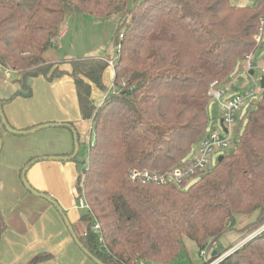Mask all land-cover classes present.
<instances>
[{"label":"trees","instance_id":"obj_1","mask_svg":"<svg viewBox=\"0 0 264 264\" xmlns=\"http://www.w3.org/2000/svg\"><path fill=\"white\" fill-rule=\"evenodd\" d=\"M128 5L129 0H0V66L20 77L15 79L20 89L0 101L3 108L16 97H32L31 82L40 78L71 79L81 117L92 122L95 136L76 186L77 200L85 197L91 208L81 218L83 233L74 229L78 239L103 264H166L185 252V237L203 252L216 248L241 216L259 213L248 227L264 225V91L247 113L234 153L191 186H146L128 179L133 169L172 171L205 138L210 86L228 84L239 61L257 50L254 36L264 5L238 7L231 0ZM74 14L121 16L113 39L119 51L112 92L105 83L108 58L66 61L69 69L46 61ZM94 88L108 94L99 106ZM7 229L0 206V244ZM235 247L213 252L204 264ZM218 264H264V231Z\"/></svg>","mask_w":264,"mask_h":264},{"label":"crops","instance_id":"obj_2","mask_svg":"<svg viewBox=\"0 0 264 264\" xmlns=\"http://www.w3.org/2000/svg\"><path fill=\"white\" fill-rule=\"evenodd\" d=\"M65 36H67V32H61L60 37ZM68 60L71 59L66 61ZM66 61L62 59L58 60L57 63H63L62 67L69 69ZM109 69L105 75V83L111 86L115 72L113 69H110L111 71ZM0 70L3 71L1 66ZM40 79L44 80L43 78ZM40 79L31 82L33 87L32 97L19 96L4 104V113L9 125L18 131H28L49 123L74 124L80 135V140L82 136L86 137L90 130L92 132V122L81 117L76 89L72 80L64 78L60 81L49 83L50 87L48 89L35 90V84L41 81ZM109 80L112 83H109ZM96 90L98 89H93V98L96 105L99 106L108 94L104 96L99 90L98 92ZM10 93H12V90L9 88L0 89V100L11 99L15 93L9 96ZM52 99L55 102V106L51 103ZM56 102L59 105L56 106ZM213 123L216 126V119ZM0 127L2 129L1 133L4 134L7 142L8 153L10 148H12L11 144L17 147L19 144L25 143L22 147L23 151L17 153L14 157L9 154L11 163H14L15 167L21 171V174L30 161L52 155L55 157H66L75 149L72 146L70 135V133H73L67 127H55L61 128L63 131H57L56 133L61 136L54 138L58 139L55 144L53 143L55 140L50 138L48 145L43 144V136L46 135H40V131L27 135H15L6 130L1 120ZM53 134L55 133H51V135ZM32 135L36 137H29ZM18 137L22 139H17ZM26 177L33 189L39 193L48 194L57 201L59 207L63 210V214L67 216L76 232L77 227L81 228V233L77 232V234L81 235L83 233L82 216L80 215L81 210L78 209L76 204V186L79 179L77 163L72 160H42L35 163L28 170ZM14 189H16V192L10 194L11 199L7 198V196L5 198H2L3 195L0 196V206L8 223L7 225H9V229L5 232L0 244V264H33L34 260L42 253H47L54 262L58 261L59 257L66 255L71 264H83L80 253L71 246L73 244L72 239L65 230L56 206L46 199L34 195L32 192L33 197L26 196L27 199H22L24 191L16 183ZM0 193L3 194V192ZM20 201L21 203L19 204ZM9 203L10 205L8 206ZM23 204H28V206L23 208L20 206ZM10 207H15V211L11 210ZM47 264H52V262Z\"/></svg>","mask_w":264,"mask_h":264},{"label":"rangeland","instance_id":"obj_3","mask_svg":"<svg viewBox=\"0 0 264 264\" xmlns=\"http://www.w3.org/2000/svg\"><path fill=\"white\" fill-rule=\"evenodd\" d=\"M141 1L143 0H129L128 9L132 8L136 3H140ZM231 3L232 5L238 7L253 6L255 4V0H231ZM120 17L121 16H113L108 19H99L85 14H74L70 16L67 19L66 24L62 28V32L66 31L67 36L60 37L58 40H56V42L53 43L52 48L45 57L46 61L55 63L58 60H62V59L63 61H66L67 59L76 60V59L96 56L101 58H108L111 61L116 62L118 58L119 46L115 45L113 39L117 34ZM254 64L258 69L257 71H255V75H254L255 77L253 78L247 72L246 62L239 61L238 67L235 73L233 74V76L231 77V81L228 84L221 86V90L226 94L224 100H228L235 95H245L249 90L255 88V82L259 83L261 81V79L264 77V72L262 71L264 66V49L258 51L257 54L254 55ZM0 75H1L0 89L2 90L8 88L11 89L12 93H10L9 96H12L17 89L18 90L20 89V83L18 82V80L17 82H15L16 78L20 79L19 76H17L12 72L4 71V70L3 71L0 70ZM40 80L41 81L36 82L34 87L35 90L37 89L44 90L50 87L49 83H47L42 79ZM109 83H112L111 80H109ZM111 86H109V88H111ZM22 91L26 95L29 94V92L26 90L22 89ZM96 91L98 92V90ZM260 98H261V92H258V94H256L255 97L253 98L254 103L251 102L249 105L246 104L236 114V121L231 127L232 129L231 134H233L232 145L227 149L219 150L212 154L211 164L209 166L210 171L216 166V164L219 162V159L221 157L234 153V151L236 150V143L239 142L240 136L246 124L247 113L251 109L256 108V105L260 101ZM51 103L53 106H55V102L53 99L51 100ZM57 105H59L58 102H56V106ZM210 106H211L210 107L211 124L209 125L208 132L216 130L220 132V134L225 135L224 128L221 125L223 113L221 111L219 102L213 99V101H211ZM2 109L4 112V108ZM0 119H1V115H0ZM215 119L217 122L216 126L213 123ZM1 130L2 129H0V136L2 138L3 146L0 153V192H3V194L0 193V196L3 195L2 198H5L7 196V198L11 199L10 194L12 192H16V189H14L16 183V185L17 186L19 185L22 191H24L22 199H27L26 196L33 197L32 193L27 189V187L23 183L21 171H19L17 167H15L14 163H11V158H10L11 157L10 155H13L14 157V155L23 151L22 147L24 146L25 143H21L17 147H15L14 144H11L12 148H10L8 153L7 142L4 138V134L1 133ZM57 131H63V130L61 128H47L45 130H41L39 132L41 133L40 135H46L43 136L44 138L43 144L48 145L50 138L54 139L58 136H61L56 133ZM51 133H55V134L51 135ZM70 135H71L72 146L73 148H75V136L74 134L71 133ZM29 137H36V136L32 135ZM17 139H22V138L18 137ZM54 140L55 141H53V143L55 144V142L58 139H54ZM78 143H79L78 145L79 154L77 158L78 161L77 174L81 175L83 179L84 176L83 170L86 167H88L87 151L89 150L90 145H92V143L93 144L95 143V136L90 130V132L86 134V137L85 136L81 137V140ZM32 145H34V143H32ZM36 145L38 144L36 143ZM197 148L198 146H195L193 148L192 152L189 155L190 158H193V156L196 154ZM50 157H55V156L52 155ZM41 158H46V157L44 156ZM195 182L196 180H192L189 183V186H191ZM20 203L21 201L19 202V204ZM76 204L77 206H79V200H76ZM9 205L10 203L8 204V206ZM20 206L26 208L28 204H23ZM10 209L15 211V207L14 208L10 207ZM59 209L56 207V210L59 212V215L61 216L60 219L63 221L65 230L69 234V237H71L72 239L71 241L73 242V244L71 246L77 249V251L80 253L83 259V264H97L90 257H88L86 253L76 243L75 239L72 236V233L70 232L65 222L64 219L65 214L63 215L59 211ZM80 212H81L80 215L82 217H84L88 213V211L86 210H81ZM258 215L259 213H253L248 216L239 217L237 219L238 221L236 222V224L231 227V230L217 242L216 248L211 250H209V248L205 249V255L202 254V249L194 241L185 237L184 238L185 252L179 258L170 261L169 263L166 264H204L205 262H207V260H210L212 258L213 252L223 253L231 246L232 247L236 246L233 250L240 248L241 246L244 245V243H246L248 240L251 239L252 237L251 235H253L258 229L261 228L259 227L257 229L256 227H248L250 224L256 221ZM8 229H9V225H8ZM82 230L84 231V226ZM77 232L79 234L81 233L80 227L79 228L77 227ZM245 238L246 240L243 241V239ZM228 255L229 254H225L224 256H222L212 264H218L223 258H225ZM38 257H41V260L37 264H47L49 262L50 263L52 262V264H71L66 255H64L63 257H59L58 261L56 262L52 261L53 259L50 258L47 253L46 254L42 253Z\"/></svg>","mask_w":264,"mask_h":264},{"label":"built area","instance_id":"obj_4","mask_svg":"<svg viewBox=\"0 0 264 264\" xmlns=\"http://www.w3.org/2000/svg\"><path fill=\"white\" fill-rule=\"evenodd\" d=\"M260 5H264V0H255V4L253 6L258 7ZM254 40L257 45V50L247 55L244 59V61L246 62L247 72L253 78L255 77V71H257L258 69L254 64V55H256L258 51L264 49V15H262V17L260 18L259 26L254 36ZM107 62L109 64V68H112L114 70L115 61H111L109 59ZM262 71L264 72V66ZM251 72H253V75H251ZM261 81L259 83L255 82V88L249 90L245 95H235L228 100H224L226 94L221 90L219 82L215 81L214 83H212L210 86L209 94L220 104L221 111L223 113L222 120L224 121L223 128L225 131V135L220 134V132L216 130L207 132L205 138L199 143L196 154L193 156V158L189 157L183 162V164L168 173H160L146 169H133L129 172L128 179L131 182L146 186L176 185L180 188H185L188 187L189 183L192 180H196L198 176L208 173L210 171L209 166L211 164L212 154L216 151L227 149L232 145L233 134H231V127L236 121V114L246 104L249 105L251 102H253V98L256 94H258V92L264 91L261 85ZM113 90L114 86L112 85L111 92ZM78 209L86 210L89 213L91 212V208L85 197L79 198ZM94 230L95 232L100 234V225L96 224ZM263 231L264 225H262L260 229H258L253 235H251V238L262 233ZM100 241H103L101 234ZM216 246L217 245L215 244L214 247ZM233 249L230 250L227 254L233 252ZM202 254L205 255V251H203ZM140 264L145 263L141 262Z\"/></svg>","mask_w":264,"mask_h":264},{"label":"water","instance_id":"obj_5","mask_svg":"<svg viewBox=\"0 0 264 264\" xmlns=\"http://www.w3.org/2000/svg\"><path fill=\"white\" fill-rule=\"evenodd\" d=\"M251 75H253V72H251ZM261 85H262V88L264 89V78L262 79L261 81ZM0 115H1V123L2 125L6 128V130L12 134H15V135H27L29 133H35V132H38V131H41V130H44V129H47V128H52V127H67L68 129H71V131L73 132L74 136H75V150H74V153L73 155L71 156H66V157H46V158H37L35 160H33L31 163H29L25 169L23 170V173H22V178H23V183L25 184V186L27 187V189L32 192L34 195L36 196H39V197H42L44 199H46L47 201H49L50 203H53L58 209L60 208L57 201H55L51 196H49L48 194H45V193H39L38 191H36L35 189H33L31 187V185L29 184L28 180H27V172L28 170L37 162L39 161H69V160H74L78 154H79V148H78V145H79V140H78V132L77 130L75 129V127H73L72 125L70 124H57V123H49V124H44V125H41L39 127H36L34 129H31V130H28V131H18V130H15L13 127H11L7 121V119L5 118V115H4V112H3V109H2V104H1V101H0ZM223 123L224 121L222 120L221 121V125L223 127ZM2 146H3V143H2V138L0 136V153H1V150H2ZM223 157H221L219 159V161L222 160ZM59 211L63 214V210L60 208ZM64 215V214H63ZM64 219H65V222L70 230V232L72 233V236L73 238L75 239L76 243L80 246V248L86 253V255L88 257H90L95 263L97 264H103L101 261H99L97 258H95L80 242V240L78 239V236L77 234L75 233L74 231V228L72 226V224L70 223V221L68 220V218L64 215ZM213 256H215V253L213 254Z\"/></svg>","mask_w":264,"mask_h":264}]
</instances>
